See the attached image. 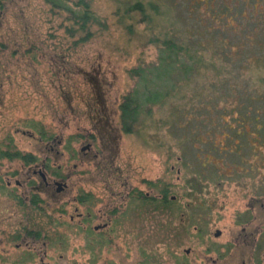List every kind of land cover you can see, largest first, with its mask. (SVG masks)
I'll list each match as a JSON object with an SVG mask.
<instances>
[{
    "label": "rangeland",
    "instance_id": "1",
    "mask_svg": "<svg viewBox=\"0 0 264 264\" xmlns=\"http://www.w3.org/2000/svg\"><path fill=\"white\" fill-rule=\"evenodd\" d=\"M86 1L100 24L81 42L66 11L0 0V264H264V144L236 109L264 94L252 30L225 28L195 0L147 10L151 25L119 12L125 0ZM174 31L206 48V69L183 75L170 99L186 104L183 129L154 108L126 135L118 107L138 87L129 71L158 64L150 42ZM210 107L233 113L198 114ZM235 131L251 133V153ZM39 171L65 191L45 188Z\"/></svg>",
    "mask_w": 264,
    "mask_h": 264
},
{
    "label": "trees",
    "instance_id": "2",
    "mask_svg": "<svg viewBox=\"0 0 264 264\" xmlns=\"http://www.w3.org/2000/svg\"><path fill=\"white\" fill-rule=\"evenodd\" d=\"M134 1L125 0L119 2L120 7L118 11H122L124 15L128 13L139 14L142 22L147 25H151V23L154 22L153 17L147 14V10L155 14H167L166 10L169 12L173 8L172 5L174 3V0H172V2L171 0H151L148 3H144L140 0ZM44 2L50 6L52 11H66L68 13L69 22L78 26L79 30L86 31V35L81 39V42L91 38L92 34L88 31V28L100 24L98 18L91 9L90 3L86 0H78L77 2L74 0H44ZM193 7L195 11L199 10L201 7L209 10L211 20L222 22L225 28L230 24L229 20H233L238 25L244 26V30L250 28L253 32L252 35L257 39L254 43L257 48L256 51L261 53L262 60L264 61V0H195ZM208 28H211V26H208ZM126 29H131V27L126 26ZM214 29L218 33L219 27ZM202 34L203 33H198V36ZM220 34L221 33H218L216 35L219 36V38L224 37L228 34V31H225L224 35ZM186 36H189V34H186ZM194 36H197V34ZM185 40L186 39L182 38L181 34L175 31L173 35L166 34L164 38L154 36L150 44H155V46L159 48V63L147 68L140 67L129 71L132 77L135 76L138 79V87L130 94L124 96L118 107L119 121L121 130L124 134L140 133L138 129L143 126V121L141 120L143 114L146 113V115L152 116V109L154 108H156V110L166 108L175 124L174 128H176L175 126L177 125L178 128H182L178 124V119L186 115V104L176 106L170 103V99L173 98L176 93L178 94V90L181 88L178 86L183 81V79H181L183 75H190L192 70L197 73V69L201 67L206 69V65L202 62L201 57L197 56V52L202 53L206 48L200 43V40H195V42H185ZM184 57L189 59L192 62L191 64L195 66L184 64L181 59ZM193 67H196L195 70ZM261 85L264 87V77L261 78ZM201 95V93L198 94V96ZM236 109L238 115L254 128L253 134L262 139L264 144V94L258 95L254 99L251 98V96L247 97L245 106L243 108H238L237 106ZM212 111H216V115L219 119H223V117L232 115L233 113V111L226 112L219 108L216 110L215 107H210L204 109L203 113L198 114H209ZM232 134L239 136L236 140L241 146L249 147V153L252 152L253 145L247 141V137L251 133L247 131L242 133L235 131ZM239 147L240 146L236 149L237 153H240ZM0 155L5 156L7 153L0 149ZM13 155H15L14 157H21L20 153L17 152ZM29 157L31 158V156H24L22 159L28 160ZM207 163L208 162H205L204 165L201 163L203 165L201 166L204 167ZM237 177L239 176L236 174L233 176V178ZM162 191L164 196L165 194L167 196L168 189ZM166 196L160 203L162 204L161 206L169 207L170 202L165 200ZM32 198V204H35L36 201L34 197Z\"/></svg>",
    "mask_w": 264,
    "mask_h": 264
},
{
    "label": "flooded vegetation",
    "instance_id": "3",
    "mask_svg": "<svg viewBox=\"0 0 264 264\" xmlns=\"http://www.w3.org/2000/svg\"><path fill=\"white\" fill-rule=\"evenodd\" d=\"M89 148H90V146H89ZM39 172H41L42 174H43V176L45 177L44 178V180L40 177V175H39ZM38 172V176L40 177V179L42 180V183H43V186L45 187V188H52V187H54L55 188V192L57 193V194H60V193H62L63 191H65V189H66V185L64 184V183H61V182H57V181H52V184L49 182V180H47V177H46V175L42 172V171H39ZM34 174H35V172H34ZM57 184H60V187L59 186H57ZM83 193H85L86 194V196H84V198H87V197H90V193L89 192H86V191H84ZM129 195H132V191L129 193ZM32 197H34V200L36 201V202H38L39 201V197L37 196V195H33ZM31 197V200H30V203L32 204V200H33V198ZM41 201V200H40ZM39 201V202H40ZM36 204V203H35ZM34 204V206H36ZM262 208H263V204H261L260 205ZM77 211V210H76ZM115 211L116 210H113V212L115 213ZM89 216V215H88ZM73 218L71 217V220H72ZM107 225L106 224H104L103 226H102V228H105ZM102 228H96V229H94V231H98L99 229H102Z\"/></svg>",
    "mask_w": 264,
    "mask_h": 264
},
{
    "label": "water",
    "instance_id": "4",
    "mask_svg": "<svg viewBox=\"0 0 264 264\" xmlns=\"http://www.w3.org/2000/svg\"><path fill=\"white\" fill-rule=\"evenodd\" d=\"M85 149H89V146H86L85 148H83L82 151ZM39 175L44 180L45 177L43 176V174L41 172H39ZM57 186L60 187V184H57ZM219 235H220V232H216L215 236L218 237Z\"/></svg>",
    "mask_w": 264,
    "mask_h": 264
}]
</instances>
